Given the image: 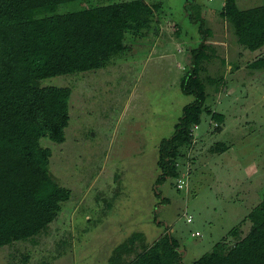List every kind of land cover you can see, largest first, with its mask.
Returning <instances> with one entry per match:
<instances>
[{"label":"rangeland","instance_id":"obj_1","mask_svg":"<svg viewBox=\"0 0 264 264\" xmlns=\"http://www.w3.org/2000/svg\"><path fill=\"white\" fill-rule=\"evenodd\" d=\"M146 1L159 4L153 29L128 34L118 57L110 53L90 69L41 80L72 90L65 140H40L51 149L52 177L71 196L38 235L1 247L0 264H109L114 247L138 232L130 252L122 254L127 263L165 231L177 240L183 263L191 264L231 228L241 224L242 233L248 231L249 221H241L264 198V62L256 69L249 63L264 57V46L251 51L235 41L219 14L224 0ZM100 2L68 1L57 12ZM262 3L236 0L241 9ZM188 14L203 17L211 31L215 55L206 70L222 79L206 85L205 105L223 122L217 130L203 112L192 145L177 160V174L157 184L158 144L194 99L179 87L186 54L200 41ZM67 18L76 47L108 37L97 19L77 25L79 16ZM217 144L226 149L215 150Z\"/></svg>","mask_w":264,"mask_h":264},{"label":"trees","instance_id":"obj_2","mask_svg":"<svg viewBox=\"0 0 264 264\" xmlns=\"http://www.w3.org/2000/svg\"><path fill=\"white\" fill-rule=\"evenodd\" d=\"M68 1L76 0H0V248L38 235L56 219L61 203L71 196V189L52 177L51 149L41 145L40 140H65L72 90L43 86L41 80L90 69L110 53L118 57L126 50L128 34L138 36L153 29L159 9L157 2L146 0H101L95 6L58 13V6ZM93 12V17L87 16ZM219 14L242 47L255 51L264 46V3L241 9L236 0H224ZM69 15L80 17L77 25L99 20L108 37L96 46L81 43L76 47L68 26L71 22L66 21ZM188 15L198 24L200 41L186 54L188 67L184 68L179 87L194 99L182 107L172 134L158 144L157 184L177 174V160L192 145V129L200 123L203 112L210 115L217 130L223 122L222 114L205 105L206 85L220 84L222 79L206 70L215 55L209 42L211 31L203 17ZM37 23H42L40 29L33 28ZM58 35L62 39L55 43ZM262 62L264 57L249 65L256 69ZM224 149L223 144L215 146V150ZM245 221L250 223L245 234L241 224L231 228L191 264H264V198L241 223ZM140 236L132 233L127 242L115 246L109 264H184L170 231L123 263L122 254L130 252Z\"/></svg>","mask_w":264,"mask_h":264},{"label":"built area","instance_id":"obj_3","mask_svg":"<svg viewBox=\"0 0 264 264\" xmlns=\"http://www.w3.org/2000/svg\"><path fill=\"white\" fill-rule=\"evenodd\" d=\"M194 127H197V125H195ZM192 133H193V130H192ZM184 184H185V182L183 180L179 179L177 182V187L181 188ZM188 221H189V219H188Z\"/></svg>","mask_w":264,"mask_h":264},{"label":"water","instance_id":"obj_4","mask_svg":"<svg viewBox=\"0 0 264 264\" xmlns=\"http://www.w3.org/2000/svg\"><path fill=\"white\" fill-rule=\"evenodd\" d=\"M228 37L230 38V35L228 34Z\"/></svg>","mask_w":264,"mask_h":264}]
</instances>
